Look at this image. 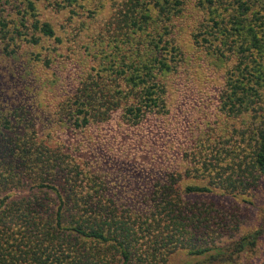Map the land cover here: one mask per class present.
Segmentation results:
<instances>
[{
  "label": "trees",
  "instance_id": "trees-1",
  "mask_svg": "<svg viewBox=\"0 0 264 264\" xmlns=\"http://www.w3.org/2000/svg\"><path fill=\"white\" fill-rule=\"evenodd\" d=\"M37 2L0 0L1 42L5 37L27 36L29 43L37 44L40 35L55 36L52 25L37 18ZM169 2L124 1L116 20L105 30L107 35H102L106 41L100 48L119 54L114 76L90 74L82 80L74 94L77 107L72 128L107 121L118 108L135 131L140 132L145 124L161 125L167 112L162 76L170 69L163 53L168 52L170 41L161 35L154 40L159 33L152 24L153 14L166 16ZM206 2L211 23L199 25L198 37L215 48L216 54L235 58L223 106L229 115L244 113L256 102L250 94L259 96L264 87V0ZM6 9L20 15L10 18L18 23L9 31ZM258 111L247 157L256 176H264V105ZM10 115L0 109V264H168L169 255L181 249L202 259L200 264H264L263 260L255 263L252 254L264 235V214L256 229L227 244L202 231V218L188 214L187 202L176 187L166 183L148 211L135 213L107 197L103 178L94 186L100 177L98 169L86 171L87 165L63 145L50 147L33 123L24 122L28 118L14 122L15 115ZM180 140L187 143L177 148L189 152L190 139ZM197 157L205 158L204 154ZM210 190L202 184L183 187L184 193ZM246 252L249 258L239 263Z\"/></svg>",
  "mask_w": 264,
  "mask_h": 264
},
{
  "label": "rangeland",
  "instance_id": "rangeland-1",
  "mask_svg": "<svg viewBox=\"0 0 264 264\" xmlns=\"http://www.w3.org/2000/svg\"><path fill=\"white\" fill-rule=\"evenodd\" d=\"M69 1L37 2V18L49 22L55 36L36 32L41 36L37 44L29 43L27 36L0 40L3 114L15 115L14 122L28 118L24 122L33 123L50 147L63 145L87 165L86 171L98 169L100 177L95 178L94 186L103 178L107 197L117 205L129 206L135 213L146 212L166 183L176 187L187 202L184 210L202 218L201 230L212 233L216 240L232 243L256 229L264 214V176H256L247 155L253 146L251 129L258 107L264 105V87L259 96L250 94L256 102L244 113L226 112L223 100L231 85L227 75L235 58L216 54L215 48L198 37L199 25L211 23L206 0H179L182 4L176 5L170 0L166 16L153 14L152 26L159 33L154 40L162 36L170 41L168 52L163 53L170 69L162 76L167 112L161 125L145 124L140 132L123 120L119 108L110 112L107 121L72 128L77 107L74 94L82 80L90 74L114 76L119 54L109 47L103 52L100 48L106 41L102 35H107L105 30L116 20L125 0ZM4 15L11 21L6 26L9 31L18 23L10 18L17 15L8 9ZM184 138L190 139L188 148L196 158L177 148ZM200 154L205 158L199 159ZM186 184L207 185L211 190L184 193ZM258 247L252 251L255 263L264 261V235ZM241 256L239 263L249 258L247 252ZM201 260L181 249L169 255L168 264H200Z\"/></svg>",
  "mask_w": 264,
  "mask_h": 264
}]
</instances>
